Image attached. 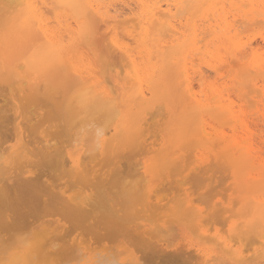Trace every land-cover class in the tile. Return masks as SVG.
I'll use <instances>...</instances> for the list:
<instances>
[{"label":"bare ground","instance_id":"6f19581e","mask_svg":"<svg viewBox=\"0 0 264 264\" xmlns=\"http://www.w3.org/2000/svg\"><path fill=\"white\" fill-rule=\"evenodd\" d=\"M116 1L110 0L108 3L105 0H0V86L6 85L3 88L11 91L10 94L13 93L9 98L11 97V112L13 110L14 114H11L12 119L8 120L16 121L14 125H11L16 126L14 134L16 138H19L18 145H5L6 141L9 140L6 139L5 141L0 137V203L3 205L6 203L5 196L6 200L8 198L6 189L10 185L8 181L4 183L3 175L11 169L15 172H25L34 168L35 165L33 164H41V167H45L47 170L52 169V171L55 170L64 177L72 178L76 184V182L87 180L95 171L97 165L110 161V163H107L116 164L112 168H114L119 181V184L117 183L119 187L117 188L121 187L124 192L129 194V197L120 201L119 204L130 205L128 213L122 210L125 213L124 215L121 213L122 216L120 214V216H116L118 215L116 214L117 211H114L115 213L111 211L113 216L116 217L112 221L118 219V222L122 225L119 233L108 230L97 232L96 229V233H92L94 231L90 233L91 229L88 232V227L85 230L87 232L76 229L67 230L60 224L55 225L53 220L42 222L44 224L42 227H34L32 230L18 232L16 230L19 226H14V224L23 226V224L33 223L35 219L38 220L43 216L45 211L43 213L42 210L46 207L39 205L42 207V216L38 209L37 213L34 212L37 215L30 214L33 215L31 217H34L30 222L25 215H23L25 220L16 219L17 216L21 217L20 214L17 216H4L3 214L6 213H4V210H8V208L0 204V210L2 207L4 208L3 216H0V264H166L168 261L174 262V264H209L217 248L237 264L250 262L264 264V162H260L258 152L254 148L255 146H252L253 142L251 143L249 136L246 137L242 134V136L244 135L243 138L241 137L242 141L240 139L228 141L226 135L217 131V128L213 130L212 127V122L227 125L233 122L234 127L236 126L235 129L233 127V130L242 128V133L248 135L251 133V130H249L250 125H247L250 120L245 123L246 120L234 110L235 102L226 103L223 90H219L214 84L208 85L206 93L204 92L205 97L202 98L204 95L199 94V90L198 92L195 91L194 81L196 80L194 79L198 78L201 84L202 81L206 84L208 83L206 82L208 75L206 77L204 72L200 70L202 68L198 65L195 66V63L194 66L198 67L197 69L191 66L196 59L195 56L213 54L208 44L204 48V45H200V42H203L208 35L207 33H214L216 28L220 27L222 29L221 34H215L222 41L223 46L219 50H225L228 57L232 59L233 65L236 66L237 64L239 77L235 79V82L239 83L240 88L238 87V89H240L241 94L246 98L254 94L249 97V101L247 100L251 105L257 104L258 101L255 98L256 95L259 96V91L260 101L261 99L264 100L262 98L264 97V87L259 86V83L256 82L257 75H260V82H264V63L259 60L250 61L251 63L243 62L247 56L245 48L247 45L252 46V43L245 42L242 44L243 42H237L234 39L231 33L233 29H236V22L240 18H236L235 22H229L228 13L225 10L226 3L230 2V5L236 8L242 5L249 6V13L258 14L260 11L258 0H139V6H143L142 19L134 16L128 18L125 15L126 18L123 19V13L119 11L120 8L113 6ZM262 4L264 6V0H262ZM63 10L71 12L74 24L69 22L71 18L65 17L67 15H64ZM220 10L222 11L220 12ZM112 11H114V14ZM262 12L261 9L259 13ZM217 14L219 17L214 18ZM119 17L120 19H118ZM121 18L124 20L122 23H130L127 32L123 29L126 32L125 34L121 31L123 24H119ZM213 18L215 23L212 22ZM185 19H189L187 25L184 23ZM259 21L262 22L258 19L255 24L257 25ZM127 24L126 26H128ZM141 25L143 26L141 27ZM239 25H242L241 21ZM104 26L110 28V31L107 33L105 31L101 32ZM150 26L154 28L157 34L156 49L163 58L161 65L153 61L154 51L146 45L151 31ZM120 33L123 34V38L120 37ZM71 40L79 41L81 45L83 44V47H88V52L91 51V53L86 54V57H77L75 51L67 50L66 44ZM142 59L144 60L141 61ZM198 59L201 60L202 58ZM213 60L215 61V59L211 61ZM110 63L117 67L120 66L122 69L118 68L121 71L115 70V68L107 69ZM113 70L119 77L124 74L120 78L121 80L117 77L118 81H116L111 77ZM215 71L218 72V69L216 68ZM222 78H224V74ZM255 93L258 94L255 95ZM263 100L262 102H264ZM2 106L0 104V129L7 120L2 118L6 115V112H10L4 110V106L3 108ZM42 113L45 116L44 119H47L50 127L54 129L43 136L44 140L39 141L38 146L31 148L23 139L21 124L24 123L21 119V124L17 125V120L23 116L26 118L28 115L31 125L29 124L27 127H34L38 124V122L35 123L34 119L38 121L41 118L38 119V117ZM254 113L257 112L254 111ZM149 114L153 118L158 114L163 116L162 122L165 124V128H162V125L160 130L165 133L167 146L164 150L162 149L161 161H158L155 167L151 165L144 171H140L144 166L139 161L137 162L139 167L128 175L130 178V175L138 174L145 179H141V181L137 178V180H127L123 169H121V166L119 167V159L123 152L126 153V149L137 151L147 149L145 147L147 146V137H149L147 133L149 129L151 131L150 127L153 125L151 124L153 119L148 118ZM7 116L11 118L10 115L7 114ZM164 117L168 119H163ZM158 119L154 120L157 125L159 123ZM33 122L34 126H32ZM39 123L43 124L40 120ZM40 124V127L37 128H41ZM159 127L156 128L155 125L157 131H159ZM7 128L5 129L7 130ZM6 133L9 135L8 132ZM255 134L257 136V133ZM159 135L158 133L157 136L159 137ZM61 136L64 137L61 138V142L63 141L61 144H64L59 146L60 143H57L58 140L55 142V139ZM158 139L156 141L160 143ZM151 140L149 141L148 138V142L155 146ZM32 141L34 140L31 138ZM153 148L151 146L150 150ZM148 149V153L152 152ZM154 150L153 152H156ZM138 153L136 152L139 156ZM189 154H192L196 160L191 159L193 157L188 159ZM213 159L223 164V166H228L229 170L232 171L237 190L233 187L238 191L236 201L239 208L237 211L234 206L226 205L221 199L213 200L214 198H212L208 207L196 206V202L188 192L190 191L189 188L184 187L188 184V178L193 172L196 174L205 172L207 166L211 165L209 162ZM188 161H191V163L196 161V163L191 165ZM206 161L209 165H204ZM159 167L160 169H158ZM44 171L46 170L44 169ZM44 171L42 170L41 173ZM39 172L35 174L39 175ZM114 172L112 171L113 174L111 173L110 176L114 175ZM229 174L228 176H232ZM41 175L39 178L37 177L38 180L41 179ZM149 176L158 178L160 181L153 184ZM12 177L14 179V176ZM171 177H173V180L170 179ZM11 179L10 181H13ZM206 180L208 181V179ZM17 181L19 180L15 182L20 184L21 179L19 183ZM226 181L227 179H225V186ZM41 182L40 184L38 182L34 184V181H28V184H25L22 188L26 195L23 192L21 193V188H18L20 185L16 188L20 189V194L24 195L23 201L26 197L27 200L32 197H39V194L42 195L41 193L44 196V192L52 193L49 200L51 204L46 202L52 206V203H55L51 201L55 198L53 193L56 187L55 185V188L44 185L42 180ZM2 183H8L9 186H3ZM12 183L13 185L16 184ZM44 183L46 184V182ZM169 184L177 185L181 191H179L178 196L174 195L178 202L176 200L174 202L176 206L173 205L174 208L171 209L174 216L177 217L175 221L186 224L185 227L189 228L191 234L199 238L196 243L190 238L189 240H178L177 242L172 240L174 228L168 225L166 213V210H168L166 208H168L171 200L165 202L167 199L158 196L161 188ZM14 186L11 187L14 188ZM113 186H115V183ZM69 188L71 187L69 186ZM113 189L115 190V188ZM11 191L13 190L11 189ZM121 191H119L120 196ZM15 193L17 196L20 195L17 192ZM112 197L116 198L113 195ZM9 198V204H11L10 200L14 202L13 197ZM108 199L106 200L108 201ZM100 200L103 201V198ZM34 201L38 204V201L43 200L36 201L34 199ZM54 201L58 202L57 200ZM111 202L114 204L117 201ZM78 203H73L75 206H72V208H66L65 206V209L70 210L66 212V215L67 213L71 214H68V218L73 217L74 214L81 221L85 218V215L82 218V214H80V210H85L82 207L84 201ZM31 204L33 205V203ZM37 204L34 205L37 206ZM17 205L21 204L17 203ZM26 205H29V203L25 202ZM94 205L98 206L97 202ZM25 206L23 207L25 208ZM33 208L34 206H31L32 211ZM90 208L88 212L91 211ZM100 208L103 209V207ZM59 209H62L61 206ZM59 209L56 208L55 212ZM47 211H49L48 208ZM11 212L14 211L11 210ZM17 212L15 214H18ZM27 213L29 214V211ZM111 216L108 215V217ZM234 216L237 219L231 220ZM80 218L82 219L80 220ZM109 220L111 221L110 218ZM210 220L229 223L227 224L229 227L226 235H223V232L221 233L219 230L213 233L211 229H207L209 226L206 223ZM74 222L77 223V221L72 220L73 224ZM93 222L92 224H95ZM113 224L115 226V223ZM220 225L218 224L219 229L222 228H220ZM206 226L207 228H205ZM185 235L187 236V233ZM246 241L250 243L249 248L247 246L248 249L245 247L247 252L243 249V243L246 244Z\"/></svg>","mask_w":264,"mask_h":264},{"label":"rangeland","instance_id":"374dc122","mask_svg":"<svg viewBox=\"0 0 264 264\" xmlns=\"http://www.w3.org/2000/svg\"><path fill=\"white\" fill-rule=\"evenodd\" d=\"M116 0H114V2H115ZM119 1V0H118ZM116 1V3H114V5L113 6H115V8H120L119 9V11L121 12V13H123V16H122V18L124 19V18H126V17H132V16H134V17H138L139 19H142L143 18V16H142V14H143V6L142 5H140L139 6V0L137 1V0H124V1ZM105 2H110V0H105ZM137 2V3H136ZM118 3V4H117ZM132 5H131V4ZM261 3V4H260ZM134 5H136V6H134ZM239 5H240V3H239ZM111 6V5H110ZM258 6H259V9H260V11H261V9H262V13H259L258 12V14L257 13H249L248 11H249V9H250V7L249 6H239L238 8H236V7H234V6H232V5H230V2H227L226 3V6H225V10L227 11V13H228V21L230 22H235V19L236 18H240V19H238V22H236V29H233L232 30V33H231V35L234 37V39L237 41V42H243L242 44H244L245 42L246 43H248L249 42V44H250V42L252 43V46H250V45H247L246 46V48H245V51L247 50V52H246V59H244V61L243 62H246L247 61V63L249 62V63H251V62H253L254 60H259V61H261L262 63H264V39H263V37H264V6H263V4H262V0H258ZM132 7V8H131ZM142 7V8H141ZM125 8H127V9H125ZM127 10H129L127 13H126V11ZM124 10V11H123ZM233 10V11H232ZM222 10H220V12H221ZM63 12H64V15H67V16H65V17H68V18H71V19H69V22H72L73 24H74V21H73V15L71 14V12L70 11H66V10H63ZM134 12V13H133ZM140 12V13H139ZM112 13L114 14V11H112ZM129 13V14H128ZM186 14H189V13H186ZM263 14V15H262ZM124 15L126 16V17H124ZM121 17V16H120ZM120 17L118 18V19H120ZM189 17V16H188ZM187 17V18H188ZM218 18L219 16H218V14L216 15V16H214V18ZM122 18H121V21L119 22V24L120 25H122V30H121V28H119L122 32H124V31H126L127 32V30L129 29V26H130V23H125L124 24V22L122 23V21H124V20H122ZM214 18H213V23H215V20H214ZM245 21H244V20ZM258 20V19H260L262 22H260L259 21V23L256 25L255 23V21L256 20ZM189 20V19H188ZM187 19H185L184 20V23H185V25H187L188 23H189V21H188ZM242 22V25L240 26L239 24H240V21ZM244 22H243V21ZM188 22V23H187ZM246 22H247V24H246ZM258 22V21H257ZM201 23V22H200ZM250 23H254V24H250ZM126 24L128 25V26H126ZM146 24V23H145ZM145 24H143V25H145ZM250 24V25H249ZM120 25H119V27H120ZM143 25H141V27L143 26ZM239 25V26H238ZM243 26H246V27H243ZM112 27V26H111ZM124 27V28H123ZM151 27V31H150V35H149V37H148V42H146L145 44L146 45H148V46H150L152 49H153V51H154V53H153V61L155 62V63H159L158 65H161L162 63H163V58H162V56L157 52V49H156V38H157V34H156V31L154 30V28L152 27V26H150ZM205 27H207V26H205ZM118 29V30H119ZM123 29H124V31H123ZM241 29V30H240ZM103 31H105V33H107V32H109L110 31V28H106V26H104L103 27V29L101 30V32H103ZM120 32V31H119ZM126 32H124L123 34H125ZM221 32H222V29L220 28V27H218V28H216V31H214V33H212V32H209V33H205L204 35L206 36L205 37V39L203 40V42L201 43L200 42V45H204V48H205V45L206 44H208L209 45V49L210 50H212L213 51V54H207V55H205V56H195L196 57V59H195V61L191 64V66L194 68V69H197L198 67H200V68H202V69H200V70H202L203 72H204V74H205V76L207 77V75H208V77H207V80H206V82H208V83H206V84H204V81H202V84H201V81H199L198 80V78H196V79H194V80H196V81H194V85H195V91H197L198 92V90H199V94H203L204 96L202 97V98H204L205 97V93H206V89L208 88V85H210V84H214L215 85V87L216 88H218L219 90H223V92H224V94H225V98H226V103H230L231 101L233 102H235V106H234V110L235 111H237L238 112V114H240L241 115V117L244 119V120H246L245 121V123L247 122V121H249L248 122V124L247 125H250L251 126V128H250V126H249V130H251L250 132V134H245V133H242L243 132V130H242V128L241 129H236V130H233V127H234V125L232 124V123H229V125H227V124H220L219 122H212V127H213V130H214V128H215V130H216V128H217V131H219V132H221V133H223L224 135H226V140L228 139V141H230V140H234V139H240L241 140V137L243 138L244 137V135H246V137L247 136H249L250 137V139H251V143L253 144L252 146H255L254 148L256 149V151L258 152V157H260L259 159H260V162H264V102H262V100L263 99H261V101H260V91H259V96L258 95H256V94H258V93H255V95H256V100L258 101L257 102V104H254V105H251L250 103H248V99H249V97H251V96H253L254 94H251V95H249V97L247 96V98L245 97V96H243L242 94H241V92H240V89H238V87L240 88V86H239V83L237 84V82H235V79L236 78H238L239 77V73H237L238 71H239V69H238V66H237V64H236V66L235 65H233L234 63L233 62H231V60L232 59H230L229 57H228V54L225 52V50H223V51H220L219 49L223 46L222 45V41L220 40V39H218L216 36H215V34L217 33V34H221ZM123 34H121L120 33V37L123 35ZM203 36V35H202ZM239 37H240V39H239ZM122 38H123V36H122ZM142 39H143V37H142ZM150 39V40H149ZM239 39V40H238ZM75 42V43H74ZM149 43V44H148ZM83 45V44H82ZM81 45V43L79 42V41H75V40H71V41H69V42H67V44H66V47H67V50H73V51H75V55L77 56V57H79V56H85L86 57V54H88L89 52L91 53V51H89L88 52V50L89 49H87L86 47H83ZM202 45V46H203ZM85 46V45H84ZM252 47H253V49H252ZM257 47V48H256ZM203 48V49H204ZM225 55H226V57H225ZM156 56V57H155ZM208 56V57H207ZM158 57V58H157ZM202 58L201 60H199L198 58ZM254 57V58H253ZM159 58H161V59H159ZM159 59V60H158ZM212 59H215V61L213 62V61H211ZM144 59H142L141 61H143ZM159 61V62H158ZM251 61V62H250ZM194 63L196 64L195 66H197L198 65V67H195L194 66ZM198 63V64H197ZM216 66V67H215ZM119 68H121L120 66H118ZM116 65H113V64H111L110 63V65L107 67V69H109V70H111L112 68H115V70H119V71H121V69H119ZM218 69V72H216L215 71V69ZM207 69V70H206ZM215 71V72H214ZM222 71V72H221ZM206 72V73H205ZM112 74H111V77L114 79V80H116V81H118V79L119 80H121L120 78H122L123 77V75H122V77L120 76H117V74H116V72L114 73V70L111 72ZM211 73V74H210ZM116 74V75H115ZM213 74V75H212ZM223 74H224V78H222L223 77ZM210 75V76H209ZM226 75V76H225ZM114 76H116V77H114ZM197 76V75H196ZM228 76V77H227ZM117 77H118V79H117ZM227 77V78H226ZM219 78V79H218ZM226 78V79H225ZM231 79H234V80H231ZM256 82H258L259 83V86L261 85L262 87H264V82L263 81H261L260 82V75H257L256 76ZM206 85V86H205ZM221 85V86H220ZM235 86L234 88H233V86ZM6 85H1L0 86V90H1V98H0V104H1V106L3 105L4 106V108H3V106H2V108L5 110L6 109V111L8 110V111H10V112H4L6 115H4V118H2V119H7L4 123H3V127L5 126V125H8L7 127H9V128H7L6 126L3 128V127H1L2 129H0V137H1V139H3V140H5L6 141V139H8L9 141H6L7 143L5 144V145H18V140H19V138L17 137L16 138V136H15V132H16V130H15V128H16V126L14 127V126H12V125H14L15 124V122H13V121H10V120H8V119H12V115L14 114L13 112V110H12V112H11V108H12V104H11V97L9 98V96H12V94H10L11 93V91H7L6 89L7 88H3V87H5ZM206 87V88H205ZM221 87H223V88H221ZM196 88H197V90H196ZM236 88H237V90H236ZM4 89V90H3ZM9 90V89H8ZM205 90V91H204ZM247 90V89H246ZM3 91V92H2ZM7 91V92H6ZM10 92V93H9ZM205 92V93H204ZM3 93H5V94H3ZM6 95V96H5ZM4 96V97H3ZM234 96V97H233ZM5 98H7V99H5ZM233 98V99H232ZM262 98H264V97H262ZM232 99V100H231ZM5 102H3V101ZM25 100V99H24ZM23 100V101H24ZM230 100V101H229ZM248 100V101H247ZM2 101V102H1ZM9 101V102H8ZM22 101V102H23ZM264 101V100H263ZM25 102V101H24ZM23 102V103H24ZM5 104V105H4ZM10 104V105H9ZM249 106H248V105ZM5 106H7L6 108H5ZM249 108H248V107ZM252 106V107H251ZM254 106V107H253ZM10 109V110H9ZM244 109V110H243ZM253 109V110H252ZM163 111V110H162ZM162 111H160V112H162ZM254 111L255 112H257L256 114L254 113ZM248 112V113H247ZM253 113V114H252ZM7 114L8 115H10V117L11 118H9L8 116H7ZM12 114V115H11ZM255 114V115H254ZM158 115H159V119H160V121H159V119H158ZM157 116L155 115L154 116V118L155 119H158V125L156 124L157 122H155L154 120V118L153 117H150L151 115L149 114V119H153V120H151V124H153L150 128H151V131H150V129H149V131H148V133H147V136L149 135V137H147V143H146V145L147 146H145L149 151H152V152H147V149L146 150H141V151H137V150H131V149H126V153L124 154V152L121 154L122 156H120L121 158L119 159V167L121 166V169H123V171H124V176H127L126 178H127V180H140L141 181V179H145V178H143V177H141V176H139L138 174H136V175H130V178H129V174H131L132 173V171H134L136 168H138L139 166H138V163L137 162H142V165L144 166V168L143 169H141L140 171H144L146 168H149L151 165H153V167H155V165H156V163L158 162V161H161L160 160V157H161V154H162V152H163V150H164V148L167 146V144H166V138H165V133H163V131H161L160 129H162V128H165L164 126H165V124H163V120H162V115L161 114H158ZM248 115V116H247ZM160 116H161V118H160ZM41 117V118H40ZM157 117V118H156ZM24 116L23 117H21L20 119H18L17 120V125H19V124H21V121L24 123L23 125L21 124V129H22V131H23V135H24V137H23V139H24V141L25 142H27V144H28V146H30L31 148H35V146H38V142L39 141H43L44 140V135L45 134H47V132H50V130L52 129V131H53V127H50V123L49 122H47V119H44L45 118V116H44V114L42 113L39 117H38V119L40 120V122H42L43 124H40L39 123V120L37 121V119H34V121H35V123H37L38 122V124H36L35 126H34V122H33V125L32 126H34V127H31L30 126V128L29 127H27L29 124L31 125V122H30V119H28V115H27V117L26 118H24L25 119V122H24ZM22 119V120H21ZM163 119H168V118H166V117H164ZM21 120V121H20ZM42 120V121H41ZM157 121V120H156ZM7 122V123H6ZM47 122V123H46ZM162 122V123H161ZM161 123V124H160ZM12 124V125H11ZM39 124L41 125V128H37L38 126H39ZM156 125V128L158 127V126H160L158 129H159V131H157V129H155V125ZM232 124V125H231ZM163 125V126H162ZM12 126V127H11ZM161 126H162V128H161ZM230 126V127H229ZM232 126V127H231ZM13 127H14V129H13ZM40 127V126H39ZM47 127V128H46ZM5 128H7V130L5 129ZM25 128H27L26 130H25ZM32 128V129H31ZM48 128H50V129H48ZM223 128V129H222ZM226 128H228V129H226ZM231 128V129H230ZM236 128V126L234 127V129ZM4 129V130H3ZM12 131H11V130ZM2 130V131H1ZM31 132H30V131ZM33 130V131H32ZM156 130V131H155ZM226 130V131H225ZM254 132H253V131ZM5 131V132H4ZM12 132V134H10L11 132ZM14 131V132H13ZM24 131H25V133H24ZM241 131V132H240ZM6 132H8L9 133V135H11V136H9V135H7V133ZM35 132V133H34ZM37 132V133H36ZM150 132V133H149ZM32 134V136H31V134ZM33 133H34V135H33ZM158 133L160 134L159 135V137H161V138H159L157 135H158ZM235 133V134H234ZM255 133H257V136H256V134ZM1 134H2V136H1ZM4 134V135H3ZM5 134H6V136L7 137H9V138H7L6 136H5ZM28 134V135H27ZM40 134V135H39ZM242 134H244L243 136H242ZM27 135V136H26ZM35 135H37V136H35ZM235 135V136H234ZM26 136V137H25ZM30 136H31V138H32V140H34V141H32L31 142V138H30ZM34 136V137H33ZM42 137V138H40V137ZM230 136V137H229ZM238 136V137H237ZM239 136H240V138H239ZM254 136V137H253ZM3 137V138H2ZM38 139H37V138ZM151 137V138H150ZM156 137H158V138H156ZM35 138V139H34ZM58 138V139H57ZM61 138L63 139L64 137L63 136H61V137H56V139H55V142L57 141V143H60V144H58L59 146L60 145H63V144H61L62 142H61ZM148 138H149V141H150V139H152L151 141H152V144H155V146L154 145H151V142L149 143L148 142ZM12 139V140H11ZM30 139V140H29ZM40 139H42V140H40ZM160 140L159 142L160 143H158V141H156V140ZM255 139V140H254ZM153 140H154V143H153ZM30 141V142H29ZM36 141V142H35ZM242 141V140H241ZM35 142V143H34ZM10 143V144H9ZM157 143V144H156ZM32 144H33V146H32ZM150 146H149V145ZM158 144H159V146H158ZM255 144V145H254ZM261 144V145H260ZM151 146H152V150H150V148H151ZM257 146V147H256ZM155 147H158V148H156L155 149ZM161 148V149H160ZM155 149V150H154ZM163 149V150H162ZM153 150L154 151H156V152H153ZM131 152H133V153H131ZM136 152L138 153V152H141V153H138L139 154V156L136 154ZM146 152V153H145ZM142 153H145L144 155L142 154ZM141 154V155H140ZM135 155H137V156H135ZM190 155V156H189ZM188 156H187V158L189 159L190 157H193V158H191V159H195L194 158V156L192 155V154H189ZM33 158H34V156H32ZM31 157V158H32ZM187 159V160H188ZM196 160V159H195ZM215 159H213V160H211L210 162H209V164H211V165H209L208 164V161H206L205 163H204V165H209V166H207V170L205 171V172H203V173H201V174H196V173H192L190 176H189V178H188V184L187 185H184V187L185 186H187V187H185V188H189V190L190 191H188V192H190V194H191V197H193L192 199H194V202H196L195 203V205L196 206H199V207H208V205H209V203H210V201L212 200V198H214L213 200H217V199H221L226 205H230V206H234V208H235V210L237 211V209L239 208V204L237 203V197L236 196H238V191H236L237 190V188H236V185H235V179H234V177H233V174H232V171H231V169L229 170V167L227 166L226 167V165H224L223 166V164H220V162H217V161H214ZM121 161H123L122 163H121ZM192 161V160H191ZM191 161H188V162H190L191 163ZM108 162V161H107ZM107 162H102V163H100L99 165H97L96 167H95V171L91 174V176L90 177H88V179L87 180H85V181H79V182H76V184H75V180H73L72 178H70V177H68V176H62V175H60L57 171L55 172V170H53L52 171V169L51 170H47L45 167H41V164H33V165H35V167L34 168H32L33 167V165H32V169H30V170H26L25 172H22V171H16V172H18L19 173V175H18V173L16 174V172L15 171H13L12 169L11 170H9V171H7L6 172V174H4L3 175V179H5V180H3L4 181V183H6L7 181H8V183H9V185H10V187L11 186H14V185H16V186H14V188H15V190H14V188L13 187H11V189L13 190V191H11V189H10V187L8 188V189H6V195L8 196V198H7V200H6V196H5V201H6V203H8V205H6V203H4L3 205H5V208H8V210H4V206L1 204V206H3L2 207V209L0 210V216H7V215H12V216H17V215H19V216H21L20 218L17 216V218L16 219H18V220H25V219H23V215H25L26 217H28V221H32V219L34 218V217H31V216H33V215H37L36 213H37V210L40 212V215L42 216V212L44 213V211H45V213L43 214V216L40 218V219H35L34 221H33V223H30V224H23V226L21 225V224H14V226L15 225H17V226H19V228L16 230V231H18V232H22V231H28V230H32L34 227H42V226H44V224L42 223V222H44V221H48V220H53L54 222H55V225L56 224H60V225H62L63 226V228L64 229H67V230H78V231H85V230H87L88 228V232H89V230L91 229V231H90V233L92 232V231H94V232H92V233H96V231L98 232H104V230L105 231H110V232H116V233H119L120 231H121V226L122 225H120L121 223H119L118 222V219H115L116 221H112V220H114V218H116L115 217V215L113 216V213H115L114 211H117L116 212V214H118V215H116V216H120L121 215V213H122V215H124L125 213H123V211L124 212H126V213H128V210H129V208H130V205H121V204H119V202L120 201H122L123 199H125V198H128L129 197V194L128 193H126V192H124L123 190H122V188L120 187V188H117V187H119V185H117V183L119 184V181L117 180V175L115 174V172H114V168H112V167H115L116 166V164L115 163H112V164H108V163H110V161L107 163ZM134 162V163H133ZM105 163V164H104ZM137 163V164H136ZM194 163H196V161H194V162H192L191 163V165H193ZM103 164V165H102ZM115 164V166H113ZM136 164V165H135ZM37 165V166H36ZM105 165V166H104ZM216 165H217V167H216ZM128 166V167H127ZM132 166V167H131ZM40 167V168H39ZM103 167V168H102ZM105 167V168H104ZM42 168V169H41ZM127 168V169H126ZM133 168V169H132ZM216 168V169H215ZM220 168V169H219ZM38 169V170H37ZM39 169H41V170H39ZM44 169L47 171H44ZM103 169V170H102ZM129 169H131V170H129ZM158 169H160V167L158 168ZM225 169V170H224ZM42 170L45 172H43V173H41L42 172ZM114 172V175H112V176H110V174L112 173V171ZM40 171V172H39ZM51 171V172H50ZM163 171V170H162ZM208 171H210V172H208ZM227 171V172H226ZM229 171H230V174H229ZM16 174V178H15V174ZM39 172V175L38 174H35V173H38ZM49 172V173H48ZM54 172V173H53ZM211 172H212V174H211ZM43 174V175H41V174ZM47 173V174H46ZM101 175H100V174ZM217 173V174H216ZM218 173H220L219 175H218ZM224 173H226L225 175H224ZM260 173H261V170H260ZM46 174V175H45ZM51 175V177L53 178H51L50 177V175ZM105 174H106V176H105ZM113 174V173H112ZM167 174V173H166ZM166 174H164L165 176H166ZM204 174H205V176H204ZM228 174L229 175H232V176H228ZM11 175V176H10ZM40 175H41V179L40 180H38V178L40 177ZM58 175V176H57ZM203 175V176H202ZM217 175H218V179H217ZM226 175H227V177H226ZM12 176H14V179H13V177ZM17 176H19V177H17ZM31 176H32V179H31ZM60 176V177H59ZM110 176V177H109ZM174 176V175H173ZM209 176V177H208ZM211 176V177H210ZM24 179H23V178ZM30 177V178H29ZM38 177V178H37ZM48 177V178H47ZM61 178V179H59V178ZM63 177V178H62ZM93 177V178H92ZM96 177V178H95ZM105 177V178H104ZM196 177V178H195ZM231 177V178H230ZM6 178H7V180H6ZM12 178V179H11ZM18 178H20L21 179V181H20V179H18ZM55 178V179H54ZM69 180H68V179ZM102 178V179H101ZM104 178V179H103ZM116 178V179H115ZM137 178V179H136ZM149 178H151V180H152V183L153 184H155V183H157L158 181H160V179H158V178H152L151 176H149ZM174 178H176V176H174ZM193 178V179H192ZM204 178V179H203ZM229 178V179H228ZM10 179L11 180H13V181H10ZM31 179V180H30ZM65 179H67L66 181H68V182H66L65 181ZM99 179V180H98ZM106 179H109V180H106ZM148 179V178H147ZM154 179H155V181H154ZM170 179H172L173 180V177H171ZM206 179H208V181L206 180ZM225 179H227V181H226V186H225ZM16 180H19L20 181V184H17L15 181ZM41 180L43 181V184L44 185H48V186H52V187H54V185H55V189H54V195H55V198H53L52 199V201L51 202H55V203H52L53 205L51 206V205H48V203H50L49 202V200H50V196L52 195V193H45L44 192V196H43V193H41L42 195H40L39 194V197H32V198H29V200H27L26 198H25V201H23L24 200V195H26V192H25V194H24V191H23V186H25V184L27 185L28 184V181H34V184H36L37 182H38V184H40V182H41ZM44 180H46V181H44ZM70 180L72 181L71 183H70ZM94 180V181H93ZM97 180H98V182H97ZM105 180V181H104ZM112 180V181H111ZM204 180H206V181H204ZM216 180H218V181H216ZM2 181V182H3ZM19 181H17L18 183H19ZM37 181V182H36ZM56 181V182H55ZM87 181H89V182H87ZM100 181V182H99ZM103 181H104V183H103ZM209 181H210V183H209ZM215 181V182H214ZM12 182H14V183H16V184H14L13 185V183ZM44 182H46V184L44 183ZM66 182V183H65ZM94 183V184H91V183ZM107 182V183H106ZM205 182H207V183H205ZM212 182H213V184H212ZM216 182H217V184H216ZM4 183H2L3 184V186H9L8 185V183L7 184H4ZM11 183V184H10ZM42 183V182H41ZM51 183V184H50ZM58 184L57 186H56V184ZM74 183V184H73ZM82 183V184H81ZM84 183V184H83ZM85 183H87V184H85ZM104 184V185H102V184ZM110 183V184H109ZM115 183V186H113V184ZM194 183V184H193ZM24 184V185H23ZM70 184H72V185H70ZM108 184V185H107ZM205 184V185H204ZM209 184L211 185L210 187H209ZM215 184V185H214ZM231 184H232V186H231ZM18 185H20L19 187H18ZM63 185V186H62ZM71 187V188H69V186ZM96 185H98V186H96ZM100 185H101V187H100ZM112 185V186H111ZM223 185V186H222ZM75 186V187H74ZM80 186V187H79ZM92 186V187H91ZM96 188H95V187ZM109 186V187H108ZM203 186H205L204 188H202ZM235 187V189H234V187ZM6 187V188H7ZM16 187H18V188H21V190L20 189H17ZM103 187V188H102ZM106 187H107V190H106ZM115 188V190L113 189V188ZM221 189V191H220V189ZM232 187V188H231ZM105 188V190H103ZM109 188V189H108ZM174 188V189H173ZM218 188V189H217ZM231 188V189H230ZM10 189V190H9ZM25 189H26V187H25ZM69 189V190H68ZM214 190V191H212V190ZM8 190V191H7ZM17 190V191H16ZM118 190V191H117ZM122 190V191H121ZM172 190V191H171ZM228 190V191H227ZM232 190V191H231ZM4 191H5V187H4ZM10 191V192H9ZM19 191V192H18ZM20 191H21V193L23 192V194H20ZM26 191V190H25ZM112 193V195L113 196H116V198H114V197H112V195H111V193ZM119 191H121V196H120V192ZM180 191V188L177 186V185H175V184H169V185H165L164 187H162L161 188V190L159 191L160 193H158V196L159 197H161V198H163V199H167L165 202H167L169 199L171 200H169L170 202V204L168 205V208H166V209H168V210H166V213H167V219H168V225L170 226V227H172V228H174V236H173V238H172V240L174 241L175 240V242H177L178 240H180V241H184L185 239H187V240H189V238L194 242V243H196L197 242V239H199L198 237H196L194 234H191V232H190V230H189V228H187V227H185V225L186 224H184V223H182V222H177V221H175L176 220V216H174V214H173V211L171 210L172 208H174L175 206H176V204L174 203V202H176V200H177V202H178V199H175L176 197L174 196V195H176V196H178V194L181 192H179ZM222 191H224V192H222ZM233 191H236V192H233ZM15 192H17V194H20V195H16V193ZM99 192V193H98ZM103 192V193H102ZM170 192V193H169ZM178 192V193H177ZM201 192V193H200ZM217 192V193H216ZM59 193V194H58ZM102 193V194H101ZM108 193V194H107ZM118 193H119V195H118ZM125 195H123V194ZM163 193V194H162ZM222 193H223V195H225L224 197H225V199H226V202H225V199H224V197H223V195H222ZM15 194V195H14ZM91 194V195H90ZM94 194H95V197H94ZM100 194V195H99ZM107 194V195H106ZM114 194H117V195H114ZM212 194V195H211ZM216 194H218V195H216ZM221 194V195H220ZM227 194V195H226ZM49 197H48V196ZM103 195V196H102ZM170 195V196H169ZM216 195V196H215ZM16 198H15V197ZM20 196L22 197L21 199H20ZM57 196V197H56ZM97 196H99L98 198H97ZM120 196V197H119ZM123 196V197H122ZM127 196V197H126ZM213 196V197H212ZM222 196V197H221ZM233 196H235V197H233ZM9 197H13L12 199H13V201L14 202H12V200H10V203L11 204H9ZM41 197H43V198H41ZM65 197V198H64ZM101 197V198H100ZM111 197H112V199H111ZM166 197V198H165ZM175 197V198H174ZM231 197V198H230ZM14 198H15V200H14ZM37 198V199H36ZM56 198H59V199H56ZM89 198V199H88ZM94 198V199H93ZM103 198V201L102 200H100V199H102ZM107 198H109L108 199V201L106 200ZM201 198V199H200ZM232 198H235V199H232ZM23 199V200H22ZM31 199V200H30ZM34 199L36 200V201H38V200H43V201H38V204L34 201ZM65 201H64V200ZM66 199H67V201H66ZM95 199H96V201H95ZM3 200V199H2ZM1 200V201H2ZM20 200H22L21 202H20ZM32 200H33V202H32ZM48 200V201H47ZM54 200H57L58 202H56V201H54ZM84 201V204L82 205V207L83 208H85V210H86V212H85V210H83V211H81L80 210V214H82L81 216H82V218L84 217V215H85V218H83V220H81L82 218H80V220L81 221H79V219L78 218H76L75 217V215L73 214V217L71 216V217H69L70 219H72V220H74V221H77V223L76 222H74V224L72 223V220L71 221H69L70 219L68 218V214H70V213H67V215H66V212H67V210L68 211H70L69 209H65V206H66V208H72V206H75L74 204H79L78 202H80V201ZM99 200H100V202H99ZM113 201V203L114 202H116V203H114L115 205H116V207H115V205L114 204H112V202L111 201ZM198 200V201H197ZM4 201V200H3ZM28 201H30V202H28ZM106 201V202H105ZM110 201V202H109ZM235 201V202H234ZM16 202V204H14ZM25 202L28 204L29 203V205H26L25 206ZM35 202V203H34ZM40 202H42V203H46V202H48V203H46L45 205L44 204H41ZM60 202H63V203H60ZM69 202H71L69 205H67ZM96 202H97V205L98 206H96V205H94V204H96ZM101 202H103L104 203V205H103V203H101ZM235 203V205H233L234 203ZM17 203H19V204H21V205H17ZM31 203H33V205L31 204ZM66 205H65V204ZM74 203V204H73ZM89 203H91V204H89ZM99 203V204H98ZM198 203H200V204H198ZM203 203V204H202ZM233 203V204H232ZM34 204H37V206H35ZM51 204V203H50ZM62 204H63V206H64V208H63V206H62ZM102 204V205H101ZM109 204H110V206H109ZM10 205V206H9ZM12 205H14L15 207H13ZM39 205H41V206H45L46 208H43V210H42V207L41 206H39ZM89 205V206H88ZM93 205V206H92ZM99 205H100V207H103V209L102 208H100L99 207ZM112 205V206H111ZM171 205V206H170ZM173 205H174V207H173ZM0 206V207H1ZM17 206H19L18 208H17ZM21 206V207H20ZM23 206H25V208L23 207ZM30 207V209H31V206H34V208H33V211H32V209L30 210V209H28L29 207ZM57 206H59V207H57ZM60 206H61V208L63 209H59L60 208ZM69 206V207H68ZM71 206V207H70ZM85 206V207H84ZM90 206H91V208H90ZM95 206V207H94ZM108 206H109V208H108ZM124 206V207H123ZM10 207V208H9ZM49 207H50V209H49ZM57 209H59V210H57L56 212H55V210H56V208ZM90 208V210L92 211V210H94V211H89L88 212V210H89V208ZM111 207H114V208H111ZM118 207H120L119 209H117ZM11 208H13V209H11ZM47 208H48V210L49 211H47ZM92 208H94V209H92ZM110 208H111V210H110ZM124 208V209H123ZM126 208H128V209H126ZM10 209V210H9ZM15 209V210H14ZM17 209V210H16ZM22 209V210H21ZM25 209V210H24ZM26 209H27V211H26ZM65 209V210H64ZM82 209V208H81ZM121 209V210H120ZM3 210H4V213L5 214H3ZM11 210L12 211H14V212H11ZM41 210H42V212H41ZM53 210H54V212H53ZM105 210H108L107 212L105 211ZM123 210V211H122ZM2 211V212H1ZM17 211H19L20 213H18V214H15ZM24 212V213H22V212ZM29 211V214L27 213ZM31 211V212H30ZM48 212V214H47V212ZM51 211V212H50ZM58 211H60V212H58ZM110 211V212H109ZM113 213H112V212ZM169 211V212H168ZM34 212H36L35 214H34ZM39 212H38V215H39ZM62 212V213H61ZM85 212V213H84ZM99 212H101L100 213V215H99ZM105 212V213H104ZM31 213H33V215H30ZM65 213V214H64ZM88 213V214H87ZM108 213V214H107ZM3 214V215H2ZM30 215V216H28V215ZM50 214V215H49ZM52 214H54V216H52ZM120 214V215H119ZM71 215V214H70ZM88 215H90V216H88ZM92 215V216H91ZM97 215V216H96ZM108 215L109 216H111V217H108ZM121 215V216H122ZM24 216V217H25ZM95 216V217H94ZM31 217V218H30ZM75 217V219H73ZM86 217H87V219H86ZM88 217H90L89 219H88ZM92 217V218H91ZM94 217V218H93ZM97 217H99V218H97ZM104 217V218H103ZM108 218L107 220H106V218ZM12 218H14V217H12ZM68 218V219H67ZM95 218H96V220H95ZM109 218L111 219V221L109 220ZM102 219V220H101ZM171 219V220H170ZM235 219H237L235 216L234 217H232V219L231 220H235ZM26 220H27V218H26ZM37 220V221H36ZM90 220V221H89ZM173 220V222L171 223V221ZM68 221V222H67ZM95 222V224H92V222ZM100 223H99V222ZM104 221V222H103ZM107 221V222H106ZM109 221V222H108ZM63 222V223H62ZM85 222H87V223H85ZM90 222V223H89ZM93 222V223H94ZM97 222H98V224H97ZM111 222H113V223H115V226H114V224L113 223H111ZM170 222V223H169ZM62 223V224H61ZM75 223H76V225H75ZM107 223V224H106ZM109 223H111V224H113V225H111V224H109ZM208 223H209V225H208ZM211 223V224H210ZM213 223V224H212ZM215 223V224H214ZM225 222H213V220H210L209 222H207L206 223V225L207 226H209L208 228H207V226L205 227V228H207V229H211V231L214 233L215 231H217V230H219V231H221V233L223 234V235H226V233L228 232V225L227 224H229V223H225ZM33 224V225H32ZM43 224V225H42ZM69 224H70V228H69ZM83 224H85V225H83ZM90 224V225H89ZM101 224V225H100ZM118 224V225H117ZM218 224H221L220 225V228L221 229H219V226H218ZM30 225V226H29ZM72 225H73V227H72ZM79 225V226H78ZM93 226V227H90V226ZM108 225H110V226H108ZM1 226V225H0ZM94 226H95V228H94ZM97 226V227H96ZM99 226V227H98ZM111 226H113V227H111ZM117 226H118V229H117ZM223 226H225L224 227V230L222 231V229H223ZM75 227H78V228H75ZM84 227V228H83ZM88 227V228H87ZM103 227V228H102ZM120 227V228H119ZM124 227V226H123ZM213 227H214V229H213ZM2 228V227H1ZM24 228V229H23ZM30 228V229H29ZM74 228V229H73ZM101 229V230H98V229ZM109 228V229H108ZM112 228H113V230H112ZM125 228V227H124ZM19 229H20V231H19ZM94 229V230H93ZM95 229H96V231H95ZM187 229V230H186ZM213 229V230H212ZM227 231H226V230ZM14 230H15V228H14ZM118 230V231H117ZM87 231H85V232H87ZM225 231V232H224ZM188 232H189V234H188ZM178 233V234H177ZM187 233V236L185 235ZM225 233V234H224ZM188 235H190V236H188ZM179 236V237H178ZM177 237V238H176ZM192 237H194V239H192ZM180 238V239H179ZM182 239V240H181ZM196 239V240H195ZM195 240V241H194ZM124 243H126V241H124ZM249 242H247L246 241V244H245V242L243 243V249L247 252V249L249 248ZM239 247H242V246H240V245H238ZM247 246H248V248H247ZM245 247L247 248V249H245ZM221 252H223L222 250H220L219 248H217L215 251H214V256H213V259L209 262V264H237V263H235L230 257H228L227 255H225L224 253H221ZM223 254V255H222ZM216 257V258H215ZM228 257V258H227ZM227 258V259H226ZM230 258V259H229ZM174 264V262H171V261H168V263H166V264ZM175 264H179V263H175ZM244 264H260V263H257V262H250V263H244Z\"/></svg>","mask_w":264,"mask_h":264}]
</instances>
